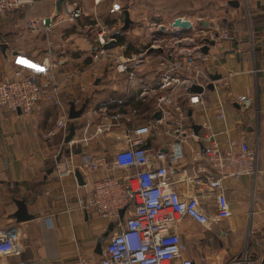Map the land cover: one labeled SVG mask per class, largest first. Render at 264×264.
I'll list each match as a JSON object with an SVG mask.
<instances>
[{
	"label": "crops",
	"instance_id": "1",
	"mask_svg": "<svg viewBox=\"0 0 264 264\" xmlns=\"http://www.w3.org/2000/svg\"><path fill=\"white\" fill-rule=\"evenodd\" d=\"M78 1L85 10L83 19L74 23L58 22L39 34L25 28L26 20L58 16L65 12L66 0L60 13L58 0H35L32 7L0 19V45H8L7 50L0 49V83L13 78L17 72L41 80L37 74L43 66L58 64L54 73L56 83L61 85L58 94L61 106L43 98L28 115L0 110V228L17 225L22 237V252L13 262L36 260L41 264H59L74 260L81 252L92 261L99 259L101 255L95 253L99 239L106 237L104 249L116 229L108 220L80 208V199L91 196L95 181L106 176L103 172L84 170L81 155L84 152L114 154L124 130L130 125L96 135L95 109L106 104L116 111L123 108L118 101L126 100L140 110L141 119L133 125L137 127L150 119L153 106L134 103L131 95L125 93L124 83L119 86L120 92H115L111 72L103 81L94 79L90 58L98 30L95 23L107 26L116 19L126 53L132 54L133 42L142 43L136 38L137 27L155 22L170 24L176 19L168 22L156 7L154 11L144 7L148 0L142 6L136 4L137 0H101L99 5L95 0ZM205 1L196 0L193 4L203 6ZM230 1H238L240 6H229ZM114 2L130 11L134 26L128 31H122L124 15L110 13ZM220 6L224 11L220 19L201 16L202 13L192 17L188 15L189 4L179 8L185 14L178 17L213 20L230 31L233 41L213 50L212 55L216 56L204 65L211 76H222L214 83V91H206L208 117L215 132L226 129L237 140L248 139L251 148L258 151L259 171L256 176L226 180L230 219L214 224L210 230L186 219L179 233L187 246L185 257L196 264H243L244 259L246 264H261L264 260V0H222ZM77 70L75 80L64 85L69 73ZM149 80H154L152 73ZM229 95L250 97L255 104L246 108L230 100ZM219 101L225 103L227 121L223 124L214 120ZM72 104L76 110L86 108L73 121L69 119ZM64 114L68 115L70 124L67 134L61 132L51 137L50 131ZM205 118L200 107L190 117L200 127ZM72 125L76 127V134L67 144L65 139ZM226 138L222 135L219 138L223 145ZM170 142L172 139L164 134L152 139L156 149L165 151ZM192 145L202 148L194 141ZM189 151L190 146H184L186 162L190 159ZM79 173L81 181L77 179ZM17 201L26 204L28 214L34 216L32 220L13 219L18 211Z\"/></svg>",
	"mask_w": 264,
	"mask_h": 264
},
{
	"label": "built area",
	"instance_id": "2",
	"mask_svg": "<svg viewBox=\"0 0 264 264\" xmlns=\"http://www.w3.org/2000/svg\"><path fill=\"white\" fill-rule=\"evenodd\" d=\"M100 3L101 0H95L96 5ZM34 4L35 0H0V19ZM124 10L118 2L110 7L112 15H122ZM64 11L51 18L27 19L25 28L39 34L58 22L74 23L85 17L78 0H66ZM178 18L192 23V28L174 26L175 19L170 24L155 22L137 27L136 38L142 43L132 54H127L126 45L121 44V28L116 19L107 26L95 23L98 30L90 58L94 79L103 81L111 72L115 92H120L119 86L124 83L125 93L131 95L134 103H151L153 107L150 119L137 127L133 125L141 119L140 110L126 100L118 101L123 110L112 111L106 104L95 109L96 135L130 126L124 130L114 154L81 155L84 170L103 172L106 176L95 181L93 193L81 198L79 205L86 213L114 224L116 231L97 261L81 252L74 260L59 264H196L185 257L187 246L179 233L180 225L190 219L210 230L214 224L230 219L226 180L256 176L259 171L258 151L251 148L248 139L237 140L226 129L215 132L208 117L205 95L209 90L206 86L212 81L204 65L216 56L212 55L213 50L233 41L230 31L213 20ZM206 46L208 51L204 53ZM57 66H43L37 74L41 80L17 72L0 83V110H21L28 115L43 98L61 106V85L56 83L54 73ZM78 73H69L64 85L71 84ZM150 73L154 80H149ZM193 86L203 88L204 92L190 91ZM229 99L246 108L255 104L244 95H229ZM197 107L206 117L198 133L189 117L190 110ZM158 113L160 118L155 119ZM214 120L221 124L227 121L225 103L218 102ZM69 126L68 115L64 114L49 135H66ZM203 130L206 132L202 133ZM160 134L172 139L166 151L156 149L152 143ZM221 135L227 137L224 145L219 139ZM192 141L202 148L191 146ZM147 144L149 147L145 148ZM184 146H190L188 162ZM21 252L19 226L0 228V264H41L36 260L13 262Z\"/></svg>",
	"mask_w": 264,
	"mask_h": 264
},
{
	"label": "water",
	"instance_id": "3",
	"mask_svg": "<svg viewBox=\"0 0 264 264\" xmlns=\"http://www.w3.org/2000/svg\"><path fill=\"white\" fill-rule=\"evenodd\" d=\"M65 2V0H58L57 2V11L58 13L61 12V9H62V4ZM229 6H232V7H239V2L238 1H230L228 3ZM123 15H124V27H123V30L122 31H128L130 29V27L133 26V22L130 18V11L129 10H124L123 11ZM174 26L176 27H179L181 29H185V30H188V29H191L192 28V23H190L189 21L187 22H184L181 20V18H176L173 22ZM211 44H214V42H211ZM112 44H108V46H111ZM0 49L2 50H7L8 49V45H4V44H1L0 45ZM208 51V46H206L203 50V52H207ZM222 79V76L221 75H212L211 76V81L206 87L211 90V91H214L215 90V87H214V83L216 81H219ZM99 82V80L97 81ZM190 91L192 92H195V93H203L204 92V89L201 88V87H197V86H193L191 87ZM71 110H70V115H69V119L70 120H77V118H80L86 108L85 106H82L80 110H76L74 104L71 105ZM19 113L22 114L21 110L18 111ZM192 116V111L190 110L189 112V117ZM160 118V113H158L156 116H155V119H158ZM201 129L200 126L198 125H194V130L196 133L199 132V130ZM76 134V127L74 125L71 126V129H70V133L69 135L66 137L65 141L67 142V144L71 143ZM145 148H148L149 147V144H147L146 146H144ZM77 179L78 181H81L82 180V177H81V174H77ZM17 207H18V211L15 213V215L13 216V219H16L18 222H25V221H30L34 218L33 215H29L28 214V209H27V206L26 204L23 202V201H17ZM123 213L122 212V216H123ZM114 226V225H113ZM112 226V228H113ZM106 237H102L99 239L98 243H97V247H96V250H95V253H98L100 255H103V249H102V246H103V242L105 241ZM261 264H264V260L261 262Z\"/></svg>",
	"mask_w": 264,
	"mask_h": 264
},
{
	"label": "rangeland",
	"instance_id": "4",
	"mask_svg": "<svg viewBox=\"0 0 264 264\" xmlns=\"http://www.w3.org/2000/svg\"><path fill=\"white\" fill-rule=\"evenodd\" d=\"M195 1L196 0H148L146 4H144V0H137L136 4L138 5L140 3V6L144 4V7L153 11L155 10L156 7L157 11H159L158 13L163 14L164 17L167 18L168 22L170 20H173L174 18H177L178 16L184 15L185 13L179 11L180 10L179 8H182L183 6L186 7V5L188 4L190 5V10L188 12L189 13L188 15H191L192 17L199 16L200 13L202 14L205 13L204 15L201 14V16H209L211 19L214 18L220 19V17H223L224 11L221 9L222 7L220 6L222 0H206L203 6L202 5L198 6L196 3L193 4V2ZM128 4L129 3L125 5L129 6ZM133 45L134 46L132 48V52L135 53V51L138 50L139 45L135 44V42H133Z\"/></svg>",
	"mask_w": 264,
	"mask_h": 264
},
{
	"label": "trees",
	"instance_id": "5",
	"mask_svg": "<svg viewBox=\"0 0 264 264\" xmlns=\"http://www.w3.org/2000/svg\"><path fill=\"white\" fill-rule=\"evenodd\" d=\"M123 42H124V41L121 39V44H123Z\"/></svg>",
	"mask_w": 264,
	"mask_h": 264
}]
</instances>
